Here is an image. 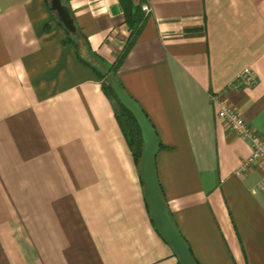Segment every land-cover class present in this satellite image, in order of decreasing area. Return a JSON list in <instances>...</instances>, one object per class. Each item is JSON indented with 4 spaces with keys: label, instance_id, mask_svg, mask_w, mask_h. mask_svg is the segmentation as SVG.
<instances>
[{
    "label": "crops",
    "instance_id": "0c3cea01",
    "mask_svg": "<svg viewBox=\"0 0 264 264\" xmlns=\"http://www.w3.org/2000/svg\"><path fill=\"white\" fill-rule=\"evenodd\" d=\"M61 2L95 57L65 43L50 0H0V264H180L94 70L136 9L116 78L154 128L167 214L195 264H264L262 169L236 174L251 148L212 101L264 132V0ZM247 68L255 84L232 88Z\"/></svg>",
    "mask_w": 264,
    "mask_h": 264
},
{
    "label": "water",
    "instance_id": "95a60500",
    "mask_svg": "<svg viewBox=\"0 0 264 264\" xmlns=\"http://www.w3.org/2000/svg\"><path fill=\"white\" fill-rule=\"evenodd\" d=\"M49 9L57 14L59 22H61L67 32L71 35L76 33V27L72 21L69 9L62 4L61 0H50ZM110 86L116 98L132 113L141 130L143 148L139 162V176H141L144 183L145 198L155 226L154 228H156L159 235L163 238L162 240L171 246L180 264H195L191 253H189L190 250L187 244L182 240L183 238L174 227L169 214H167L161 190L159 189L155 163L159 151V142L157 136H155L154 128L143 112L140 111L137 104L117 85V82L111 81Z\"/></svg>",
    "mask_w": 264,
    "mask_h": 264
},
{
    "label": "trees",
    "instance_id": "16d2710c",
    "mask_svg": "<svg viewBox=\"0 0 264 264\" xmlns=\"http://www.w3.org/2000/svg\"><path fill=\"white\" fill-rule=\"evenodd\" d=\"M126 11V8H125ZM126 14V18L125 20L127 21V23L129 24V27L132 29L131 33H133V35L131 36L129 43L126 44V48L123 51V53L117 58L116 62L114 64L108 65L107 63L100 61V71L98 70V64L94 67V70H96V73L98 75L99 80H103L102 81V88L104 93L111 97L112 99L115 100L116 102V106L117 109L115 110V115L116 118L118 120V124L121 126V129L123 131V133L125 134V138H127L128 141V145L131 147L132 153H133V157L135 160V164L137 166H139V162L141 160V155H142V148H143V139L141 137V130L139 125L137 124L136 119L134 118V116L132 115V113L130 111H128V109H126L121 102L116 99V95L113 92L112 87L110 86V79H114L121 88L122 86L120 85V82L117 80L116 78V71H118L120 65L123 62V58H125L127 52L129 51V49L131 48V45H133L136 36H137V30L139 25L141 24V22H143V14L140 12L139 9H136L134 11V13L128 12V10L125 12ZM61 25V24H60ZM62 26V25H61ZM67 38L65 40V43H71L74 45V47L77 49V51H79V46L76 42L75 38H78L82 41V43L85 45L86 48V53L88 55L89 58L91 57H95L87 44L86 38L81 35V33L79 32V30L76 28V33L74 34H70L68 32H66ZM80 55V53H79ZM79 61H82L84 63H88L90 64L88 61H85L84 58L79 57Z\"/></svg>",
    "mask_w": 264,
    "mask_h": 264
},
{
    "label": "built area",
    "instance_id": "2783aa9c",
    "mask_svg": "<svg viewBox=\"0 0 264 264\" xmlns=\"http://www.w3.org/2000/svg\"><path fill=\"white\" fill-rule=\"evenodd\" d=\"M143 11L148 13L150 9L144 6ZM255 79L256 76L250 69H243L234 80L235 82L231 84V87L236 89L241 86H251L255 84ZM212 101L217 106L216 108H218V118L224 122L229 133L247 141L251 148V155L241 163L236 174L238 176H246L251 170L260 167L262 169V177L258 188L264 194V132H256L254 128L250 127L246 123V120H243L240 113L234 107H231L227 100L212 97Z\"/></svg>",
    "mask_w": 264,
    "mask_h": 264
}]
</instances>
